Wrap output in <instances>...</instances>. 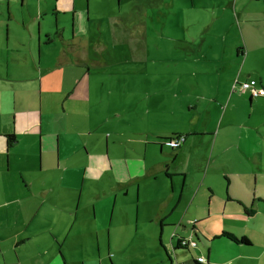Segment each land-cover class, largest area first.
Returning <instances> with one entry per match:
<instances>
[{
    "label": "crops",
    "instance_id": "obj_1",
    "mask_svg": "<svg viewBox=\"0 0 264 264\" xmlns=\"http://www.w3.org/2000/svg\"><path fill=\"white\" fill-rule=\"evenodd\" d=\"M71 2L0 0L2 264H197L199 257H205L206 264H264V197L258 193L264 184V132L258 124L231 118L221 131L222 125L216 130L201 128L200 116H193L188 131L168 133L150 126L108 133L85 142L87 161L83 158L77 166H67L70 158L65 155L67 171L79 167L81 173L79 184L68 187L76 190L77 186L78 197L68 188L52 195L57 185L66 183L64 176L58 182L40 180L45 162L55 152L59 158L63 150L66 153L75 130L85 129L92 136L102 128L101 121L87 111L93 99L88 64L93 58L82 43L87 40L84 27H90L93 20L88 7L81 3L80 7L78 0ZM69 13L73 14L72 36L66 34ZM242 15L250 22L248 12ZM11 23H19L29 36L19 37L17 27L10 31ZM5 24L9 26L2 33ZM59 38L63 49L54 50ZM248 42L261 52L262 32L250 33ZM48 44L52 50L43 49ZM44 56L49 64L42 63ZM74 66L86 67L88 72L82 83L66 91V67ZM44 78L58 83L59 95H44ZM249 79L264 88V78H253V74L244 77L241 73L238 81ZM228 88L224 97L213 96L212 101L207 99L209 103L229 106L230 93L236 91L232 92L230 84ZM35 90L41 93L36 106ZM241 95L244 101L245 95L250 97L249 93ZM28 98L29 104H21L23 99L28 103ZM249 99L251 103L264 101V97ZM7 101L10 107L5 108ZM66 106L85 109L70 117ZM199 106L200 101H190L188 110L197 112ZM6 109L14 115L9 117L11 122ZM177 135L185 136L181 146H167ZM58 166L62 168L60 159ZM232 236L246 238L248 243ZM258 236L262 243H257ZM182 238L196 240L197 247H180ZM76 250L85 252L81 261L70 260L68 251ZM138 250L145 251L146 258L132 260L129 254Z\"/></svg>",
    "mask_w": 264,
    "mask_h": 264
},
{
    "label": "rangeland",
    "instance_id": "obj_2",
    "mask_svg": "<svg viewBox=\"0 0 264 264\" xmlns=\"http://www.w3.org/2000/svg\"><path fill=\"white\" fill-rule=\"evenodd\" d=\"M80 3L88 7L93 20L90 27L88 24L84 27L87 40L82 43V49L86 48L89 52L87 56L93 58L88 62L92 72L89 80L93 99L87 111L101 121L102 128L92 136L85 129L81 133L75 130L80 136L76 133L70 135L66 153L63 150L59 158L58 152H55L50 162H45L47 167L41 174V181L54 179L58 182L62 176L67 180L62 187L57 185L52 195L58 194L59 189L65 192L70 183L79 184L81 178L79 167L67 171L65 155L70 158L67 166H77L83 158L87 161L90 155H87L85 142L90 139L93 142L108 133L141 131L150 126L157 130L165 128L168 133L188 131L193 116H200L198 126L201 128L207 126L216 130L222 125V131L226 122L235 118L236 122L258 124L264 132V126L260 124L264 122L263 100L251 103L246 95V101L241 100L239 91L230 93L233 101L229 106L224 102L217 107L207 100L212 101L213 96L224 97L229 84L233 92L234 85L243 82L238 81L241 73L244 77L253 74V78H264V44L262 51L256 52L248 42L250 33L262 32L264 36V0H239L237 7L236 0H78L81 7ZM244 10L252 17L250 22L242 15ZM66 16L69 18L66 34L72 36L73 14ZM8 26L5 24L2 33H6ZM14 27L18 28L19 37L29 36L19 23L17 26L11 23L10 31L13 32ZM12 32L11 38L16 40ZM16 42L22 45L19 39ZM73 42L81 45L79 41ZM62 44L59 38L54 50H62ZM78 45L72 46L73 49H77ZM51 47L52 44H48L43 49L52 50ZM36 54L41 55L38 49ZM44 58L42 63L49 64V61L44 62ZM87 72L86 67H66V91L77 82L82 83ZM44 79V95H59V90L55 89L58 83ZM40 99L41 93L35 90V106ZM194 100L200 101L197 112L188 110L190 101ZM27 101L23 99L21 104H29V98ZM4 107H10L8 101ZM84 109L85 106H66L70 117L77 116V111L83 112ZM209 110L210 115L207 114ZM10 112L6 109L8 121L14 116ZM22 113V118H26L27 113ZM16 115L19 117V114ZM34 127H38L37 124ZM90 148V152L93 151L94 148ZM59 159L62 168L58 166ZM70 187L68 192L78 197L77 186L76 190H72V185ZM258 193L264 197V184L259 186ZM256 241L262 243L263 239L258 236ZM79 251H68L70 260L81 261L80 255L85 252ZM145 255L143 250L129 254L132 260ZM158 256L157 253L155 257Z\"/></svg>",
    "mask_w": 264,
    "mask_h": 264
},
{
    "label": "built area",
    "instance_id": "obj_3",
    "mask_svg": "<svg viewBox=\"0 0 264 264\" xmlns=\"http://www.w3.org/2000/svg\"><path fill=\"white\" fill-rule=\"evenodd\" d=\"M234 89H238L241 93L248 92L253 98H261L264 97V88H260L258 86V82L253 79H249L248 81L237 82L234 86ZM184 137L180 136L179 138L168 140L166 145L171 148H178L184 141ZM179 245L182 248L192 249L197 247V241L192 238H182L179 241ZM198 262L206 263V259L204 257H199Z\"/></svg>",
    "mask_w": 264,
    "mask_h": 264
},
{
    "label": "trees",
    "instance_id": "obj_4",
    "mask_svg": "<svg viewBox=\"0 0 264 264\" xmlns=\"http://www.w3.org/2000/svg\"><path fill=\"white\" fill-rule=\"evenodd\" d=\"M235 86V85H234ZM235 91H239L238 89H234V87H233V92H235ZM240 92V91H239ZM241 93V92H240ZM245 93H248V92H245ZM245 93H241V94H245ZM250 95V94H249ZM250 98L251 99H258V98H253L251 95H250ZM262 98V97H261ZM180 136L179 135H177V136H175L174 138H171L170 140H172V139H176V138H179ZM182 137H185V136H182ZM8 139L9 140H12L13 139V136H8ZM181 146V145H180ZM234 239H236L237 241H242V242H246V243H248V239H246V238H241V239H237L236 237H234V236H232ZM205 258V257H204ZM206 259V258H205ZM206 263H207V259H206ZM206 263H200V262H198L197 264H206Z\"/></svg>",
    "mask_w": 264,
    "mask_h": 264
}]
</instances>
